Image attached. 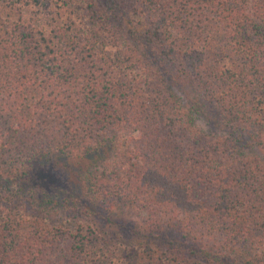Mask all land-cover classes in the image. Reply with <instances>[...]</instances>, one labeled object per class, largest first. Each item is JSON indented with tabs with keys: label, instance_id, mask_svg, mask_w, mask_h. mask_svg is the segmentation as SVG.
Segmentation results:
<instances>
[{
	"label": "trees",
	"instance_id": "1",
	"mask_svg": "<svg viewBox=\"0 0 264 264\" xmlns=\"http://www.w3.org/2000/svg\"><path fill=\"white\" fill-rule=\"evenodd\" d=\"M0 264H264V0H0Z\"/></svg>",
	"mask_w": 264,
	"mask_h": 264
},
{
	"label": "rangeland",
	"instance_id": "2",
	"mask_svg": "<svg viewBox=\"0 0 264 264\" xmlns=\"http://www.w3.org/2000/svg\"><path fill=\"white\" fill-rule=\"evenodd\" d=\"M120 226V225H119Z\"/></svg>",
	"mask_w": 264,
	"mask_h": 264
}]
</instances>
